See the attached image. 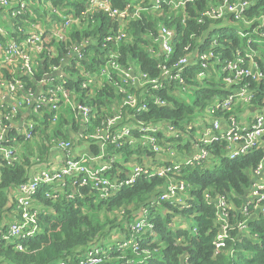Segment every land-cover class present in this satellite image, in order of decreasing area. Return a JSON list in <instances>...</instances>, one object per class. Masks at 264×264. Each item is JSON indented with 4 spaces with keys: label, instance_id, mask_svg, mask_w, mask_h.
<instances>
[{
    "label": "built area",
    "instance_id": "built-area-1",
    "mask_svg": "<svg viewBox=\"0 0 264 264\" xmlns=\"http://www.w3.org/2000/svg\"><path fill=\"white\" fill-rule=\"evenodd\" d=\"M194 1L196 0H150L147 4H140L135 3V0H127L124 7L117 8L112 5L111 0H88L80 17L101 11L115 22V26L110 27L103 37L100 43L101 55L98 56L94 52H88L89 46L97 41L93 36L79 41L71 40L74 32H69V14L60 16V24L54 33L57 42L55 49L46 46L47 37L43 30L31 33L22 44L10 43L7 58L9 61L20 60V67L31 85L29 89L24 87L27 90L22 101L0 109V169L5 162H18L17 142L19 139L28 141L33 137L37 115L45 112L50 123L56 124L65 107L71 110L77 124V139L100 142L104 146L111 145L115 148L128 144L134 151L153 155L165 153L166 157L154 167L136 163L125 176L111 179L107 175L110 166L91 168L84 159L72 156L70 139L54 138L53 145L64 153L60 168L41 169L17 185L18 197L7 209L9 220L0 221V244H10L17 251L28 250L25 242L41 231L38 216L43 210L35 204V200L37 190L42 185L52 186V194L47 191L45 196H56L60 190L59 185L63 186L69 178L73 179L74 183L70 180L73 185L89 186L96 191L99 199H107L116 195L121 188L134 184L141 176L158 177L162 179V190L152 204L166 202L184 207L192 199L189 196L191 185L180 178L184 166H202L208 160L212 164L202 168H212L217 157L234 159L250 151L260 150L262 155L250 170L251 183L238 205L234 202L233 194L211 195L204 191V199L214 206L216 233L212 241L213 255H235L234 248L223 247L226 240H234L236 230L239 231L236 236L240 235L238 241L246 236H253L250 235L248 221L264 214V106L253 103L257 89L253 90L249 86L250 82H264V70L255 60L256 51L249 46L244 53L236 49L232 58L221 60L212 49L217 45L214 37L204 49L202 46L205 45V37H197L193 45L186 44L183 54L173 59L175 31L173 27L158 21L154 33L144 34L147 43L143 45L151 58L156 60V74L150 75L142 71L132 57L120 60V45L133 42L130 22L141 19L143 13H160L167 9L175 14L181 11L180 20L184 23L187 19V4ZM11 3V0H0V7L10 8L13 17L25 13V0H17L13 6ZM249 6L248 0H217L204 6L197 22L203 23L208 18L221 19L228 24L241 23L245 27L256 23L252 28V33L255 34L259 27H264V15L246 17L244 12ZM82 18L86 23L87 17ZM6 33L0 25V36L3 37ZM246 35L247 33H240V36ZM23 45L35 46L41 54L40 59L33 63L23 53ZM64 57H68V70L58 73ZM97 57L100 61L93 62L92 58ZM195 67L196 71L188 78L187 72ZM38 69H41L40 76H36ZM69 79L80 88L76 89L74 84L72 87L68 86ZM210 80L232 87V93L224 98H212L203 107L194 106L192 99L187 96L192 93V85L205 86ZM35 82L43 84V90L33 98L31 88ZM106 85L115 89L116 97L110 98L107 106L101 105L98 108L96 94ZM21 87L22 85L19 86ZM15 88L12 84L11 90ZM162 89L173 100L152 93ZM148 98L157 106H172L174 99L186 100L194 109L180 122L181 127L174 118L146 121L138 118L133 111L148 110ZM239 101L251 107L252 111L243 113L246 109ZM23 106L29 107L32 112L15 132L12 125L20 116V108ZM197 113L201 116L194 119ZM241 113L243 114L240 115ZM97 116L100 117V124L90 130L89 126ZM213 146L219 147V155L213 153ZM183 152L187 155L180 159L179 155ZM147 214L145 208L140 209L130 227L129 238L118 241L121 247L131 246L136 249L138 242L134 237L140 232L154 239L156 231ZM100 261V251L92 247L84 251L80 264H97ZM52 264L69 263L61 260Z\"/></svg>",
    "mask_w": 264,
    "mask_h": 264
},
{
    "label": "trees",
    "instance_id": "trees-1",
    "mask_svg": "<svg viewBox=\"0 0 264 264\" xmlns=\"http://www.w3.org/2000/svg\"><path fill=\"white\" fill-rule=\"evenodd\" d=\"M126 1L111 0V3L114 7L122 8ZM149 1L135 0V3L147 4ZM214 1L217 0H196L188 3L187 19L184 23L181 22L180 16H156L152 13L148 15L143 13L141 19L130 22L133 42L120 45V60L125 61L132 57L138 62L142 71L155 75L156 60L151 58L144 49L143 45L147 43L144 34L154 33L158 21H162L167 26L173 27L175 31L173 59L183 54L186 44L193 45L197 37H205V45L203 44L202 49L207 48L214 37L217 45L212 49L221 60L232 58L236 49L244 53L249 46L259 51L260 56L255 55V60L264 70V27H259L258 33L253 34L252 28L256 23L245 27L241 23L228 24L221 19L205 18L203 23L197 22L204 6ZM248 1H250V6L244 12L246 17L264 15V0ZM49 3L52 8L61 10L62 14L73 12L80 15L86 8L88 0H49ZM82 17H87L85 26L80 31H75L71 35V40L79 41L84 37L93 36L97 41L89 46L88 52H94L96 56L101 55L100 43L110 27L115 26V22L101 11H94ZM240 33H247V35L243 37ZM92 59L93 62L100 61L98 57ZM44 64H47L46 59ZM90 65L88 67L91 68ZM194 71L196 67L187 72L188 78ZM36 73V76H40L41 69H38ZM23 78L27 80L26 77ZM68 83V86L72 87L74 84L73 87L80 88L77 83L72 82V79H69ZM30 85L29 82L25 88ZM249 86L253 90L257 89L253 103L264 106V82H250ZM191 88L192 103L200 107L206 105L212 98L217 96L224 98L233 91L232 87H225L213 80L208 81L205 86L193 84ZM152 93L173 100L166 95L163 89L152 91ZM114 97L116 93L112 86L106 85L101 88L95 99L98 108L109 104L110 98ZM193 109L186 100L174 99L172 106H157L152 103L151 98H148V110L133 112L138 118L146 121L174 118L181 127L180 122L185 120ZM46 124H48L47 120L44 125ZM64 124L65 121L61 119L58 128L61 136L67 138L68 134L61 130ZM99 124L100 117L97 116L91 122L89 129L92 130ZM59 130L55 134H58ZM45 143L41 145L43 152L49 149ZM93 146L96 150L98 149L95 144ZM130 148L128 144H125L118 151L129 154L134 151ZM212 151L215 155L220 153L217 146H213ZM261 155L260 150H254L234 159L217 157L212 168L207 169L202 166H184L180 178L192 187L190 191L192 199L188 200L189 205L184 207L166 202L152 204L154 198L160 193L158 188L162 179L158 177L141 176L134 184L121 188L116 195L107 199H99L94 189L78 184L72 188L67 185L62 190L60 189L56 196L47 197L45 196L47 191L52 194V186L42 185L36 193L37 205H40L43 210L38 216L41 231L25 242L28 246L26 252L17 251L10 244H0V262L5 264H52L64 260L69 264H80L84 251L94 247L100 251L101 261L97 264H264V214L248 221L250 235L253 236H246L238 241L240 235L236 236L239 232L236 230L234 240H226L223 248H234L235 255L229 256L224 253L213 255L212 241L216 233L214 206L212 202L207 203L204 199L205 190L211 195L228 193L234 195V202L238 205L251 183L250 170L258 163ZM29 166L27 155H23L19 162H5L1 166L0 213L8 207L7 188L26 181ZM110 171L111 176H114V168ZM120 174V177L125 176L123 171ZM66 180L73 182V179L67 178ZM121 207L123 210L126 209V220L114 218L111 219L112 221H101L97 215L99 211H113ZM141 208L147 210V217L154 225L156 236L152 239L140 232L134 237L138 242L136 249L131 246L121 247L118 241L129 238L130 227L135 220L132 212L140 211ZM175 215L191 224L188 227L174 225ZM126 222L130 223L129 226L127 225L128 228L125 226ZM110 228L124 231L122 239L104 242L105 234ZM102 236L104 237L100 240Z\"/></svg>",
    "mask_w": 264,
    "mask_h": 264
},
{
    "label": "crops",
    "instance_id": "crops-1",
    "mask_svg": "<svg viewBox=\"0 0 264 264\" xmlns=\"http://www.w3.org/2000/svg\"><path fill=\"white\" fill-rule=\"evenodd\" d=\"M25 1L27 3V9L25 13L16 17H13L11 15L10 8L0 7V25L3 26L7 31L5 36H0V42L2 44L0 46V109L1 107L7 106L11 103L22 101L25 91L27 90L24 87L29 83V79L26 77V73H24V71L20 67V60L16 59L14 61H9V59L7 58V47L12 42L22 44L31 33L38 30H43L45 31V36L47 37L46 46L51 49L57 48L56 36H54V33L60 24V16L67 15L62 14L61 10L52 8L49 0ZM45 1L48 2L49 7L51 8L48 12L43 9ZM11 2V6H13L16 4L17 0H11ZM185 12L187 13L186 10ZM150 13L156 16L167 15L176 17L180 16L182 12L179 11L175 14L173 11L163 9L160 13L156 11H151ZM69 16L71 17V23L69 26V32L71 34L85 26V19L80 17L78 14L70 12ZM22 50L23 53L28 56L33 63L39 60L41 57V54L38 52V50H36L35 46L23 45ZM67 70L68 57H64L61 70L58 73H64V71ZM23 77H26L28 81ZM12 84L16 86L15 90H11ZM20 85H22L21 88H19ZM31 89L33 90V98H35L36 95L42 92L43 84L35 82L33 83V87ZM102 106H107V104H104ZM31 112L32 109H30L29 107L23 106L20 108V116L12 125V127L15 128V132L16 128L20 127L22 122L28 119ZM243 113H245V111ZM243 113H241L240 115H242ZM35 119L37 125L35 127V133L33 137L28 141H22L21 139H19L16 145L17 155L19 158L18 162L21 160V157L23 155H27L29 159L30 166L28 168L27 178L31 177L33 174L44 168H60L64 153L62 150L53 145L54 138L70 139V152L72 156L75 158L84 159L85 163L89 167L102 169L103 167L110 166L107 175L111 177V179L120 177L119 175H121V171H123L124 175L129 173L132 169V166L136 163L141 162L154 167L162 162L166 157L165 153L153 155L143 152L141 153L138 151H133L132 153L125 154V152L118 151L119 148H115L111 145L104 146L100 142L93 143L84 139H77L75 136L77 124L74 120L71 110L68 107H65L61 110L59 119L56 124L50 123L49 118L45 114V112L37 115ZM61 119L65 121V124L62 125L61 130L65 131L68 134L67 138L61 136L60 130L58 128ZM46 120L48 124L44 125ZM58 130L59 133L55 134V132H58ZM12 133L13 132H11V134ZM75 138L77 140H75ZM42 143L47 144V146L49 147L47 152H43L41 147ZM93 144L98 147L97 150L96 148H94ZM186 155L187 153H181L179 155L180 159H182ZM112 168H114V176H111L110 170ZM67 181L70 180H66L63 186L59 185V189L62 190L67 185H70L71 188L72 186H74L71 182L68 183ZM158 190L161 191L162 187H159ZM6 193L8 197V209L10 204L14 203V201L18 197L17 185L8 187ZM189 196H192L191 193H189ZM35 204H37V200H35ZM7 209L0 213V221L2 222L9 220ZM135 212L133 213V218H136ZM179 226L185 227L184 224H179Z\"/></svg>",
    "mask_w": 264,
    "mask_h": 264
},
{
    "label": "rangeland",
    "instance_id": "rangeland-1",
    "mask_svg": "<svg viewBox=\"0 0 264 264\" xmlns=\"http://www.w3.org/2000/svg\"><path fill=\"white\" fill-rule=\"evenodd\" d=\"M43 9L45 10V11H50V7H49V4H48V2H44V5H43ZM256 55L257 56H260V53H259V51H256ZM187 91H190V89L189 90H187ZM185 92V91H184ZM188 97H190L191 99H192V96L191 95H187ZM179 98V97H178ZM238 103H240V105L241 106H243V107H247V108H244V110H245V112H247V111H252L251 110V107H249V106H247L246 104H242L240 101L238 102ZM199 116H201V114L200 113H197L196 115H195V117H194V119H197ZM173 140H171V143H173L172 142ZM176 150H179L178 148H176ZM210 161H208V160H206L205 162H203L201 165H202V167H206L207 165H210V164H212V163H210ZM204 164V165H203ZM209 168H210V166H209ZM162 185H160L159 187H161ZM122 208V207H121ZM118 209V208H115V210H106V211H99L98 213H97V215L99 216V219L101 220V221H103V220H105V221H107V220H109V221H112L111 219H116V218H119V220H121V219H125L126 220V218H125V215H126V213H125V210H123V208L122 209ZM138 212H139V210H137L136 212H135V214H136V216H137V214H138ZM134 213V211L132 212V214ZM129 215H131V214H129ZM174 225H181V224H184L185 225V227H188L191 223L190 222H186V221H184L183 219H181L179 216H177V215H175L174 216ZM129 226L130 225V223H128L127 224V222H126V224H125V226ZM128 226H127V228H128ZM111 231V232H110ZM126 231V230H125ZM123 232L124 231H122V230H120V229H112V228H110L109 229V231H107L106 232V234H105V237H106V239H104V242L105 241H116V240H118V239H122V234H123ZM108 234V235H107ZM104 236H102L101 237V239L100 240H102V238H103Z\"/></svg>",
    "mask_w": 264,
    "mask_h": 264
}]
</instances>
